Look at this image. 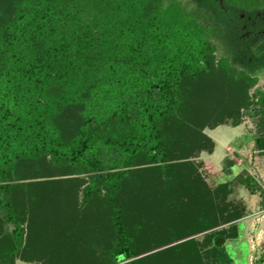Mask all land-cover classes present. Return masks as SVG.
<instances>
[{
	"label": "trees",
	"instance_id": "1",
	"mask_svg": "<svg viewBox=\"0 0 264 264\" xmlns=\"http://www.w3.org/2000/svg\"><path fill=\"white\" fill-rule=\"evenodd\" d=\"M257 11L264 12V0H0V236L9 233L6 223L15 224L9 251L0 256L10 259L23 249L26 218L37 234L31 212L44 215L46 225L60 221L62 213L75 214L78 222L87 223L83 236L93 233L91 213L112 212L116 246L112 240L104 245L102 264H197L193 238L168 246L171 259L164 258L166 250L157 257H137L124 223V196H136L134 184L143 165L152 166L149 185L167 203L182 194L174 162L189 157L195 146L187 139L168 145L177 129L168 121L179 118L182 123L188 117L181 113L185 105L199 123L221 118L226 106L240 115L247 99L244 84L228 86L231 106L223 102L207 109L211 117L199 115L198 107L206 104L207 87L224 85L221 79L212 82L219 68L238 66V73L252 79L264 71L262 33L259 39L245 34L247 15ZM258 125L256 144L263 149L264 115ZM199 140L194 138L196 144ZM48 157L91 172L83 190L86 206L77 203L72 182L62 193L47 190L42 181L21 183L22 173L34 171L26 165L50 167ZM10 178L19 182L10 185ZM63 201L67 213L60 208ZM143 204L150 210L148 201L139 210ZM191 227L186 224L179 233L193 236L198 231ZM67 228L63 237L68 244L74 242L72 232L82 230ZM7 246L0 245V252ZM74 246L66 262L54 263L87 264L74 257L82 245Z\"/></svg>",
	"mask_w": 264,
	"mask_h": 264
},
{
	"label": "rangeland",
	"instance_id": "2",
	"mask_svg": "<svg viewBox=\"0 0 264 264\" xmlns=\"http://www.w3.org/2000/svg\"><path fill=\"white\" fill-rule=\"evenodd\" d=\"M260 48L263 49L264 44ZM238 69V66L221 67L213 73L212 82L221 79L224 85H216L211 89L212 85L209 84V89L207 87L204 93L206 98L203 99L206 104L198 107V111L199 115L203 113L202 117L209 118L211 113H205L207 109L213 111L223 102L231 106L233 101L229 98L231 100L234 98L227 93L226 88L228 86L235 88L237 85L242 87L244 84L247 86V99L240 107V115L231 114L232 110L226 106L227 111L220 112L221 115L225 112L221 118L215 116L217 118L199 123L191 115L190 108L185 105L181 113L182 115L187 113L188 117L184 116L187 120L178 116L183 119L182 123H178L179 118L177 121L175 119L168 121L169 127L177 124L175 132L168 137V145H179L181 139H187L188 144L195 146L189 149V157L174 162L177 165L175 168L177 172L174 171L173 175L182 181L183 188L180 189L182 194L173 196L167 203L168 199L161 196L162 194H157V189L153 191V187L149 185L152 166L143 165L144 171L140 173V181L133 183L136 196L133 199H129L127 194L124 196L127 201L124 223L131 234V244L138 253L137 257L147 255L157 257L158 253L166 250L164 258L171 259L173 253L168 250V246L193 238L194 243L191 246L197 264H264V172H262L264 163L254 152L257 146L254 140L261 132L258 122L264 115V111L259 113L256 111L264 105V73L252 79L243 72L238 73ZM199 95H203L202 91ZM237 119L238 124H234ZM196 131L199 136H195ZM194 138L196 140L200 138L201 142L196 144ZM47 159L50 167L49 164L39 162L41 160L37 161L39 162L37 169L26 165L28 167L26 170L34 171L30 175H27L28 172L22 173L23 178L19 179L21 183H27L28 180L42 181L47 190L54 187L62 193L67 182H72L78 196L77 203H80V208L86 206L83 190L90 181L91 172H79L73 165H62L59 161L49 157ZM21 167L24 168L25 165ZM246 176H251L252 179L247 180ZM145 179L148 183H144ZM17 182L19 181L14 178L8 181L10 185ZM188 188L190 190L186 191ZM154 192L155 196H152ZM130 201L132 202L128 203ZM142 201H148L150 210L145 208L147 206L144 207V204L139 210ZM66 207L67 202L63 201L60 208L67 213ZM43 208L46 209L47 206ZM88 208L91 209L90 204ZM95 209L97 211L98 208ZM30 214L33 217V224L38 225L37 234L36 231L32 232L30 220L26 218L23 249L10 259L3 258L8 250L7 243L11 239L10 232L15 227L13 222L6 223L5 233H9L0 236V245L7 246V249L3 253L0 252L2 255L0 264H55L54 262L59 260L66 262L69 254L75 250L74 245H82L76 247L79 249L77 251H80L79 256L78 254L74 256L77 257V261L83 259L82 261L87 264H102L104 245L112 240V246H116L114 241L117 228L112 212L103 215L91 213L89 227L92 226L94 230L91 236L89 232L86 233L88 238L79 235L83 233V229H87V223L78 222L75 214L62 213L60 221H53L52 224L49 222L47 225L44 215L32 212ZM195 222L196 228L191 227ZM186 224L198 232L189 237L182 232L184 234L179 240L171 243V238L182 234L179 233L182 231L180 229ZM72 225L82 232L73 231V235H76L74 238L76 244L73 240L67 244L63 235L67 233V226L72 228ZM218 235L222 237L217 238ZM69 244L74 245L72 247ZM59 253L61 258L57 255Z\"/></svg>",
	"mask_w": 264,
	"mask_h": 264
},
{
	"label": "flooded vegetation",
	"instance_id": "3",
	"mask_svg": "<svg viewBox=\"0 0 264 264\" xmlns=\"http://www.w3.org/2000/svg\"><path fill=\"white\" fill-rule=\"evenodd\" d=\"M241 17L244 18L245 13H241ZM247 18L249 19L250 29L247 30L245 34L247 36H250L251 34L254 39H259L261 38L260 35L262 33V36L264 37V21L259 23V20H264V12L262 13L261 11H257L255 15L248 14ZM246 24L243 26L244 28L248 27ZM262 44H264V40L261 41V45ZM261 73H264V71H262Z\"/></svg>",
	"mask_w": 264,
	"mask_h": 264
},
{
	"label": "crops",
	"instance_id": "4",
	"mask_svg": "<svg viewBox=\"0 0 264 264\" xmlns=\"http://www.w3.org/2000/svg\"><path fill=\"white\" fill-rule=\"evenodd\" d=\"M254 141H256V140H254ZM254 152L257 153V156L260 159H263V163H264V148L263 149H259L258 146H256ZM262 172H264V168L262 169Z\"/></svg>",
	"mask_w": 264,
	"mask_h": 264
}]
</instances>
